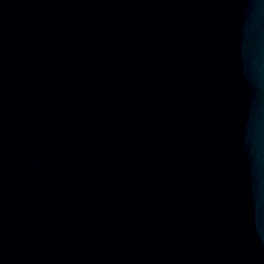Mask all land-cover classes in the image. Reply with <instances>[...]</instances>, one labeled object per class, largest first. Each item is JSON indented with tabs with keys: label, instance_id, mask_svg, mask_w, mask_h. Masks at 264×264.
Returning a JSON list of instances; mask_svg holds the SVG:
<instances>
[{
	"label": "water",
	"instance_id": "water-1",
	"mask_svg": "<svg viewBox=\"0 0 264 264\" xmlns=\"http://www.w3.org/2000/svg\"><path fill=\"white\" fill-rule=\"evenodd\" d=\"M0 264H264V0H0Z\"/></svg>",
	"mask_w": 264,
	"mask_h": 264
}]
</instances>
